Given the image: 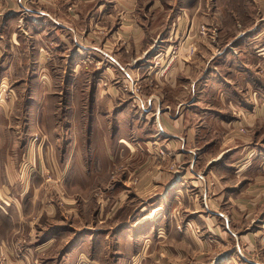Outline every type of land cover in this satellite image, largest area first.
<instances>
[{
  "label": "rangeland",
  "instance_id": "obj_1",
  "mask_svg": "<svg viewBox=\"0 0 264 264\" xmlns=\"http://www.w3.org/2000/svg\"><path fill=\"white\" fill-rule=\"evenodd\" d=\"M38 4L26 3L32 9ZM34 14L25 9L15 15L4 28L8 54H1L0 45V245H9L0 250V264L22 253L33 256L30 248L50 235L52 242L45 245L51 246L36 252L43 261L75 249L82 235L85 246L76 256L99 258L101 264H264V245L258 244L264 222L258 213L244 217L241 202L218 201L210 205L222 215L212 218L203 202L205 212L195 219L189 206L199 203L158 196L162 171L146 185L142 76L125 82L103 73L106 60L97 51L103 41L94 35L96 28L89 43L96 51L88 54L74 41L67 59L56 57L51 26ZM5 57L13 74L2 81ZM113 85L130 94L132 103H99L97 88ZM231 110L228 136L251 141L249 109ZM260 139L264 142V133ZM162 154L158 150L150 161L159 164ZM206 160L203 156V175ZM223 173L230 183L241 179L226 168L216 172ZM165 174L173 178L171 171Z\"/></svg>",
  "mask_w": 264,
  "mask_h": 264
},
{
  "label": "crops",
  "instance_id": "obj_2",
  "mask_svg": "<svg viewBox=\"0 0 264 264\" xmlns=\"http://www.w3.org/2000/svg\"><path fill=\"white\" fill-rule=\"evenodd\" d=\"M38 1L41 4L32 9L27 0H0L2 48L9 45L4 28L25 9L35 11L40 24L51 26L56 57L67 59L74 41L81 42L88 54L91 48L96 51L89 44L91 28H96L94 35L103 41L97 51L106 60L103 73L125 82L140 76L144 80L146 109L141 116L149 126L140 129L145 146L140 150L146 156V185L154 184L155 171H162V178L156 179L162 187L158 196L162 201L172 195L179 202L188 197V202L199 203L197 208L189 206L195 219L205 212L201 203L214 218L222 213L210 204L232 200L241 202L244 217L255 218L258 213L264 222V142L260 139L264 133V0ZM59 43L64 48L57 47ZM8 52L3 48L1 54ZM2 63L5 81L13 71L6 57ZM99 88L97 100L104 106L132 103L121 87L101 86V92ZM232 106L249 109L248 120L254 127L251 141L228 136ZM158 150L163 161L154 165L150 157ZM203 156L207 157L205 175ZM220 168L241 179L230 183L227 173L216 174ZM165 171H171L173 178L165 179L171 174ZM261 228L258 244L264 245ZM52 238L31 247L33 256L18 254L7 264H101L99 258L76 256L85 246L82 235L75 249L43 261L36 252L50 247L45 244ZM7 246L0 245V250Z\"/></svg>",
  "mask_w": 264,
  "mask_h": 264
},
{
  "label": "built area",
  "instance_id": "obj_3",
  "mask_svg": "<svg viewBox=\"0 0 264 264\" xmlns=\"http://www.w3.org/2000/svg\"><path fill=\"white\" fill-rule=\"evenodd\" d=\"M1 264H4L3 262H1Z\"/></svg>",
  "mask_w": 264,
  "mask_h": 264
},
{
  "label": "bare ground",
  "instance_id": "obj_4",
  "mask_svg": "<svg viewBox=\"0 0 264 264\" xmlns=\"http://www.w3.org/2000/svg\"><path fill=\"white\" fill-rule=\"evenodd\" d=\"M158 121V120H157ZM159 124H160V122H159Z\"/></svg>",
  "mask_w": 264,
  "mask_h": 264
}]
</instances>
